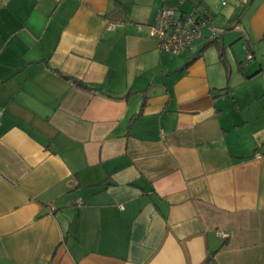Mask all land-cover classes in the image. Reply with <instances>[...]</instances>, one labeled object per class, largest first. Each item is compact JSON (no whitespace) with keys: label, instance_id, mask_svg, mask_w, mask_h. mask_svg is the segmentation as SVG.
<instances>
[{"label":"crops","instance_id":"1","mask_svg":"<svg viewBox=\"0 0 264 264\" xmlns=\"http://www.w3.org/2000/svg\"><path fill=\"white\" fill-rule=\"evenodd\" d=\"M207 1L0 0V264H264V0Z\"/></svg>","mask_w":264,"mask_h":264},{"label":"built area","instance_id":"2","mask_svg":"<svg viewBox=\"0 0 264 264\" xmlns=\"http://www.w3.org/2000/svg\"><path fill=\"white\" fill-rule=\"evenodd\" d=\"M232 25L240 29L239 23L234 22ZM110 26L112 27V24ZM147 26L148 34L157 40L159 48L174 54L190 50L204 27L209 30V39H212L216 33L215 26L207 23L197 13L185 12L176 6L165 4L160 7ZM250 57L251 54L247 52L246 58ZM256 156H260V153L256 152ZM77 202L80 204L81 200L78 199ZM47 209L53 211L55 207L51 203L47 205ZM218 233L225 236L221 231Z\"/></svg>","mask_w":264,"mask_h":264},{"label":"rangeland","instance_id":"3","mask_svg":"<svg viewBox=\"0 0 264 264\" xmlns=\"http://www.w3.org/2000/svg\"><path fill=\"white\" fill-rule=\"evenodd\" d=\"M240 2L241 4H244L242 0H240ZM207 3H209V7L211 9L210 12L214 13L213 21L215 22L216 25H218L219 23L222 24L225 21L230 20V19L233 20L235 18V14H233V9H234V6L236 5V2H234V0H208ZM185 4L188 5L189 8H193L194 10L198 9V5L196 2L188 1ZM180 7L178 8L184 10L183 8H180ZM237 11H238L237 13H239L241 11V8L238 9L237 7ZM194 13H197V11H195ZM166 52L171 53L170 51H166Z\"/></svg>","mask_w":264,"mask_h":264},{"label":"trees","instance_id":"4","mask_svg":"<svg viewBox=\"0 0 264 264\" xmlns=\"http://www.w3.org/2000/svg\"><path fill=\"white\" fill-rule=\"evenodd\" d=\"M181 10V9H180ZM199 16H201V17H203L204 19H205V17H209L210 16V14H208V13H205L204 15H202V14H199V13H197ZM230 23V22H229ZM213 25V24H212ZM215 26V25H214ZM228 26V24H226V26L225 27H227ZM217 36H215L214 35V37L212 38V39H210L211 40V42H216V40H217ZM196 41V40H195ZM195 41H194V43H195ZM79 83H81V82H79Z\"/></svg>","mask_w":264,"mask_h":264}]
</instances>
